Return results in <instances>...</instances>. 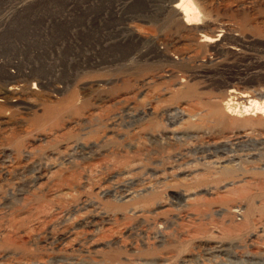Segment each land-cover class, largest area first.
Segmentation results:
<instances>
[{
  "label": "rangeland",
  "instance_id": "obj_1",
  "mask_svg": "<svg viewBox=\"0 0 264 264\" xmlns=\"http://www.w3.org/2000/svg\"><path fill=\"white\" fill-rule=\"evenodd\" d=\"M194 1L224 43L172 0H0V264H264V143L206 153L209 99L264 89V0Z\"/></svg>",
  "mask_w": 264,
  "mask_h": 264
},
{
  "label": "bare ground",
  "instance_id": "obj_2",
  "mask_svg": "<svg viewBox=\"0 0 264 264\" xmlns=\"http://www.w3.org/2000/svg\"><path fill=\"white\" fill-rule=\"evenodd\" d=\"M172 1H175V3L172 5L164 4V8H166V6H170L172 8V11L174 10L175 12H177V14L180 15L179 16L180 23L187 30H194L197 33L198 41L200 43L208 45L213 48L224 43L225 40L224 33L225 30L231 28L230 24H226V27L224 29V26L222 24L217 23L215 19L212 16H210L209 7L205 6V8H203L194 0H172ZM147 3H148L147 1H145V3L144 2L142 3V1L136 2L137 4L136 10H138L137 12H141L144 10L145 7H148ZM141 17H143L144 19L147 18V16H141ZM157 18L158 17L156 16L155 19ZM239 40L241 42L240 44L244 46L246 45L244 39L239 38ZM252 45L253 43L250 42V40H248L247 46L250 48ZM2 50L3 49L0 50V56H2L4 60V58L7 57L9 53L5 52L7 50L3 52ZM0 72L1 74L3 72H6L5 66H0ZM17 75L18 74L8 75V76L4 75L3 78L11 79V78H15ZM177 84L183 85L184 80H179ZM17 89L18 88L16 86L8 87L7 91L1 93L0 101L3 100L7 101L8 99L9 101L16 102L21 94L20 92H18ZM257 94L259 96L264 97V89L258 88V90H256V93L248 94L246 91L233 87L225 91V93L221 97L219 98L215 97L214 98L215 100L212 101H210L209 99L208 107L211 114H213L214 117L218 118L220 122L222 121L225 122V124L227 125L228 123L231 125V127L230 125H228L230 129L227 130L228 127L226 128L227 131L221 134V136L216 141L215 145L213 144V146L206 149L207 156L211 159L210 161L215 167L226 168L228 167V164H231L232 167L238 166L240 165L242 158H241V153L238 152L237 150L245 149V148L249 149V146H251L252 143H259V144L264 143V99L261 97L260 99L262 100L258 99ZM50 112L51 109L47 113ZM179 130L176 128H170L165 131V134L181 137L185 134L186 136L188 135L195 136V134L198 133V131L196 132L191 131L192 133H188ZM254 135L257 137H255ZM148 189H149L148 186L141 188L142 191L144 190L146 192L148 191ZM104 194L106 196H109L111 192L110 191L105 192ZM184 194L188 195L190 193L188 192ZM132 196L133 193L132 191L129 192V190H126L122 195V197L126 201L131 199ZM149 197H153V196L150 195ZM131 210L133 212H139L136 206H133ZM235 211L238 210L235 209ZM99 214H101L106 219L108 218L106 211L101 212L99 210ZM221 246L222 245H213L210 246V248L212 249L211 250L212 252L223 251L224 248H222Z\"/></svg>",
  "mask_w": 264,
  "mask_h": 264
}]
</instances>
